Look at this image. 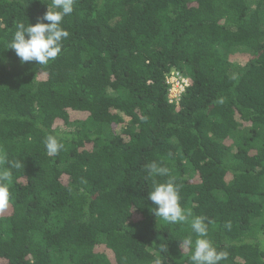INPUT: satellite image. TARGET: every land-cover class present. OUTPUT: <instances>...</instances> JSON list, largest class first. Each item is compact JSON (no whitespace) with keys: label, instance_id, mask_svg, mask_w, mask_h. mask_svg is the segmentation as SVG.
<instances>
[{"label":"trees","instance_id":"trees-1","mask_svg":"<svg viewBox=\"0 0 264 264\" xmlns=\"http://www.w3.org/2000/svg\"><path fill=\"white\" fill-rule=\"evenodd\" d=\"M50 3L0 0V157L22 165H0V264H190V223L151 211L152 162L220 264H264V0H75L57 58L22 64L8 44ZM172 70L189 81L179 106Z\"/></svg>","mask_w":264,"mask_h":264},{"label":"clouds","instance_id":"clouds-1","mask_svg":"<svg viewBox=\"0 0 264 264\" xmlns=\"http://www.w3.org/2000/svg\"><path fill=\"white\" fill-rule=\"evenodd\" d=\"M75 0H51L47 11L35 25L20 24L13 34L7 49H13L21 63L36 62L45 66L55 60L61 53L63 41L69 37V32L62 27L64 17L72 14ZM47 21V22H45ZM44 146L49 156H55L63 149L64 145L54 135H47ZM8 163L10 167L19 169V161H6L0 157V165ZM146 180H151L152 190L148 192V199L154 207L151 211L156 218L169 224L190 223L192 232L196 235L193 242L191 237L184 240V244L191 249L190 264H220L227 259V253L218 251L212 241L208 239V224L206 217L193 216L190 210L180 206L179 188L175 177L170 175L167 167L159 166L152 162L146 166ZM157 177H168L164 182H159ZM9 168H0V210L9 204L11 183ZM191 218V219H189ZM227 227H231L230 224Z\"/></svg>","mask_w":264,"mask_h":264},{"label":"built area","instance_id":"built-area-1","mask_svg":"<svg viewBox=\"0 0 264 264\" xmlns=\"http://www.w3.org/2000/svg\"><path fill=\"white\" fill-rule=\"evenodd\" d=\"M166 83L169 86V104L179 106L183 95L189 87L188 79L178 70H172L166 75Z\"/></svg>","mask_w":264,"mask_h":264},{"label":"rangeland","instance_id":"rangeland-1","mask_svg":"<svg viewBox=\"0 0 264 264\" xmlns=\"http://www.w3.org/2000/svg\"><path fill=\"white\" fill-rule=\"evenodd\" d=\"M234 62L238 65V66H242L245 67V65L249 62V60L251 59L249 53H245L244 51H238L236 52L234 55Z\"/></svg>","mask_w":264,"mask_h":264}]
</instances>
